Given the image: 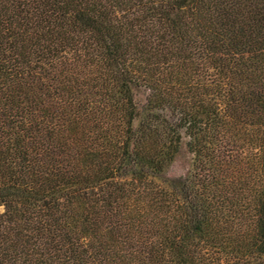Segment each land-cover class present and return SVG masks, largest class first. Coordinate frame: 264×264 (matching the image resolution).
<instances>
[{
	"label": "trees",
	"instance_id": "obj_1",
	"mask_svg": "<svg viewBox=\"0 0 264 264\" xmlns=\"http://www.w3.org/2000/svg\"><path fill=\"white\" fill-rule=\"evenodd\" d=\"M0 264H264V0H0Z\"/></svg>",
	"mask_w": 264,
	"mask_h": 264
},
{
	"label": "rangeland",
	"instance_id": "obj_2",
	"mask_svg": "<svg viewBox=\"0 0 264 264\" xmlns=\"http://www.w3.org/2000/svg\"><path fill=\"white\" fill-rule=\"evenodd\" d=\"M173 170L178 171L179 170V164H176Z\"/></svg>",
	"mask_w": 264,
	"mask_h": 264
}]
</instances>
